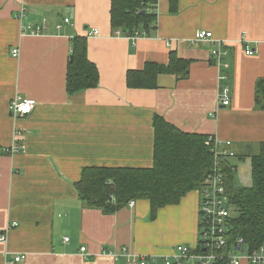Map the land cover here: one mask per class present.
Instances as JSON below:
<instances>
[{"label":"crops","instance_id":"obj_1","mask_svg":"<svg viewBox=\"0 0 264 264\" xmlns=\"http://www.w3.org/2000/svg\"><path fill=\"white\" fill-rule=\"evenodd\" d=\"M23 2L26 22L47 24L41 35L22 34ZM173 8L158 0L152 30L132 39L114 34L111 0H0V233L17 223L0 242V264H129L112 254L124 247L162 263L175 259L179 244L197 245L198 190L153 218L149 200L109 214L88 206L76 186L85 167L151 168L155 114L183 131L231 141L235 156L227 162L241 181H252V156L264 142V109L255 97L264 78V0H177ZM92 28L99 35L90 36ZM200 29L224 44L229 69L211 56L212 42L195 40ZM77 36L87 37L100 82L70 94ZM172 51L191 59L186 77L161 74L157 88L128 86L129 70L168 63ZM225 86L229 106L219 101ZM14 97L34 98V110L15 118ZM14 143L25 150L8 153ZM18 255L26 258L17 262Z\"/></svg>","mask_w":264,"mask_h":264},{"label":"trees","instance_id":"obj_2","mask_svg":"<svg viewBox=\"0 0 264 264\" xmlns=\"http://www.w3.org/2000/svg\"><path fill=\"white\" fill-rule=\"evenodd\" d=\"M158 0H111L110 20L113 30L130 35H143L152 30L157 19ZM173 9L177 0H171ZM114 31V32H115ZM191 59L172 51L168 63L147 62L142 69L128 71L130 88H157L161 74L184 78ZM100 82L98 66L88 56V39L77 36L68 63L67 89L70 94L97 87ZM256 104L264 109V78L256 84ZM155 158L151 168L85 167L76 183L81 199L90 207L104 213H114L131 200L146 199L154 218L160 208L180 203L190 191L203 187L214 166L211 135L186 132L155 114ZM221 159L226 175L227 193L233 219L229 230L230 244L243 238L250 249L264 245V142L252 156V185L238 186L235 174ZM220 258L215 264H230Z\"/></svg>","mask_w":264,"mask_h":264},{"label":"built area","instance_id":"obj_3","mask_svg":"<svg viewBox=\"0 0 264 264\" xmlns=\"http://www.w3.org/2000/svg\"><path fill=\"white\" fill-rule=\"evenodd\" d=\"M18 10L17 17L21 22L22 34L41 35L47 28V24H33L26 22L27 7L25 3H21ZM65 22H70V18H65ZM61 27V24L59 25ZM98 28H92L89 35H99ZM116 36H126L132 39L140 35H130L123 33L120 29L114 32ZM195 40L210 41L213 43L211 49V56L215 59L221 68L229 69L230 64L225 60L228 50L222 42L214 39L212 31L200 29L197 31ZM246 53L254 54V50L246 47ZM14 56L20 55V49L14 48L12 50ZM228 75L225 73L221 75V79L225 80ZM219 101L222 106H229L231 104V94L229 87L225 86L221 89ZM37 101L30 97H14L10 102V113L15 118L24 117L30 114ZM231 141H223L215 136H210L207 141L208 145H212V152L215 156V163L212 171L208 174L205 184L201 189H198L200 196L199 204V241L195 246L189 244H179L176 246L175 259L165 258L162 263L154 255H132L128 248L124 247L120 250L112 252L113 256L118 259L121 256H127L129 264H215L220 258H227L230 264H241L243 260H247L252 264H264V245L259 249H250L245 245L243 238H239L236 245L230 244L229 230L231 228V221L233 219L232 206L230 205L229 196L226 186V175L223 170V157L235 156V151L229 146ZM25 150L24 144L14 143L6 149L8 153L22 152ZM135 200H131L129 204L134 206ZM17 223L9 224L4 231L0 233V242H7V234L11 227L16 226ZM66 241L69 237L65 238ZM82 251L86 247L81 248ZM25 255H18L15 257L17 262L25 259Z\"/></svg>","mask_w":264,"mask_h":264},{"label":"rangeland","instance_id":"obj_4","mask_svg":"<svg viewBox=\"0 0 264 264\" xmlns=\"http://www.w3.org/2000/svg\"><path fill=\"white\" fill-rule=\"evenodd\" d=\"M214 163H215V156H214ZM235 184L238 186H251L252 181L251 182L241 181L240 176L238 174H235Z\"/></svg>","mask_w":264,"mask_h":264}]
</instances>
